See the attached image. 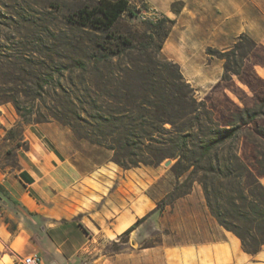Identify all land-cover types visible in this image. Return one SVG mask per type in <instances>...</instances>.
I'll return each mask as SVG.
<instances>
[{
    "label": "rangeland",
    "instance_id": "1",
    "mask_svg": "<svg viewBox=\"0 0 264 264\" xmlns=\"http://www.w3.org/2000/svg\"><path fill=\"white\" fill-rule=\"evenodd\" d=\"M144 1L147 11L137 13L139 20L143 17L159 18L160 15L173 18L175 14L171 12L172 4L180 2L181 10L184 5L181 1H174L166 14L161 5L158 7L149 0ZM235 1L231 0L228 12L223 9L212 14L199 11L193 15L185 12L182 18L176 17L174 21L177 24L173 25L158 59L176 64L185 81V73L189 70L196 74L191 77L193 82L188 83L194 91L195 99L204 103L211 118L221 126L227 122L241 126L233 148L237 155L255 168L254 158L261 159L264 155V116L259 115L253 121L242 111L250 109L251 115L259 112L256 106L264 99V0H237L240 7L237 13ZM89 2L0 0V173L11 174L10 179H15L14 174L19 170L17 151L27 148L25 132L49 123L68 132L73 140L82 142L85 148L98 150L99 153L94 151L95 155L102 158L106 155L110 164L117 166L112 162L111 150L77 139L69 126L57 120H68L81 134L93 133L89 127L91 111L87 99L90 69L80 64L87 65L92 58L93 41L102 43L109 33L95 32L74 23L73 13ZM137 2L131 0V5L139 6ZM134 22L130 21L127 25L132 27ZM241 34L254 40L257 46L244 60L240 75L222 81L223 61L219 59L220 54L229 50ZM110 44H114V41L110 40L105 45L110 48L107 54L115 52ZM126 54L100 63L103 81L96 97L105 119L117 116L109 112L115 106L111 93L119 85L118 81L123 79L122 70H131V60L137 56L132 49ZM177 61L184 66H179ZM197 70L200 73H196ZM202 71H209L214 77L219 72L217 80L214 83H203ZM197 83L202 87H192ZM239 117L243 121H239ZM8 130L15 132L12 140L7 139ZM60 142L64 143L63 139ZM225 151L219 149L218 153L221 155ZM165 162L158 167L130 169L135 174L131 179L140 183L141 191L149 184L146 190L155 203L156 216L146 223L142 222L137 235L143 246H157L164 240L176 243L180 239L181 226L187 215L194 212L206 213L217 224L206 206L202 186L197 182L193 183L189 194L178 199L167 197L176 186L177 179L170 170L173 162L169 166H165ZM184 178H180L179 182ZM259 181L264 185V178ZM0 198L9 201L11 195L8 191L0 192ZM1 200L0 264H21L3 240L5 230L12 229L14 224L3 213ZM160 201L163 203L156 209ZM128 239L129 235L107 242L105 252L110 254L118 251Z\"/></svg>",
    "mask_w": 264,
    "mask_h": 264
},
{
    "label": "trees",
    "instance_id": "2",
    "mask_svg": "<svg viewBox=\"0 0 264 264\" xmlns=\"http://www.w3.org/2000/svg\"><path fill=\"white\" fill-rule=\"evenodd\" d=\"M137 4L131 5V0H90L73 13L76 25L109 36L102 43L93 41L92 58L87 65L80 64L90 69L87 99L93 133L81 134L68 120H57L69 126L77 139L111 150L112 162L123 170L173 162L170 170L177 183L167 197L187 195L197 182L211 217L240 241L243 252L255 255L264 246V185L259 181L264 178V155L254 158L255 168L237 155L233 145L241 126L233 122L221 126L213 120L204 103L195 99L178 66L158 59L175 21L165 15L139 20L137 13L147 11V4L144 0ZM181 5L172 4L171 12L178 15ZM130 21H135L132 27L127 25ZM110 40L114 41L110 45L115 52L107 54L110 48L105 45ZM256 46L254 40L241 34L229 50L220 54L221 80L240 75L244 60ZM129 49L137 55L131 60L132 69L122 70L123 79L111 93L115 106L109 112L117 116L105 119L96 97L103 81L100 63L128 55ZM256 107L259 112L251 115L250 109H244L242 114L253 121L264 116V99ZM6 136L12 140L14 130L6 131ZM219 149L226 151L219 155ZM200 172L203 174L199 176ZM0 192L6 193L1 185ZM141 222L137 220L119 237L128 236Z\"/></svg>",
    "mask_w": 264,
    "mask_h": 264
},
{
    "label": "crops",
    "instance_id": "3",
    "mask_svg": "<svg viewBox=\"0 0 264 264\" xmlns=\"http://www.w3.org/2000/svg\"><path fill=\"white\" fill-rule=\"evenodd\" d=\"M149 1L161 5L166 14L172 2H183L178 15L168 16L172 20L185 12H228L231 3ZM234 7L237 13V0ZM190 71L185 73L187 83L196 75ZM201 75L203 83H214L219 72L215 77L209 71ZM25 134L27 148L17 151L15 179L0 173V185L11 195L9 201L1 200L2 210L14 224L5 230L3 240L18 261L37 253L43 264H264V246L255 255L246 254L239 241L204 212L187 215L176 243L164 240L157 246H143L137 239L139 229L156 216L155 203L146 190L149 184L141 191L140 183L131 179L132 170L111 165L106 155H95L98 150L85 148L53 123ZM139 219L143 223L129 234L128 242L106 253V243L117 240Z\"/></svg>",
    "mask_w": 264,
    "mask_h": 264
},
{
    "label": "built area",
    "instance_id": "4",
    "mask_svg": "<svg viewBox=\"0 0 264 264\" xmlns=\"http://www.w3.org/2000/svg\"><path fill=\"white\" fill-rule=\"evenodd\" d=\"M19 262L21 264H43L40 256L37 253H33V254H30L24 257H20Z\"/></svg>",
    "mask_w": 264,
    "mask_h": 264
},
{
    "label": "water",
    "instance_id": "5",
    "mask_svg": "<svg viewBox=\"0 0 264 264\" xmlns=\"http://www.w3.org/2000/svg\"><path fill=\"white\" fill-rule=\"evenodd\" d=\"M171 164V161L170 160H168L167 162H165V166H169ZM0 200H1V198H0ZM4 204H5V202H3Z\"/></svg>",
    "mask_w": 264,
    "mask_h": 264
}]
</instances>
